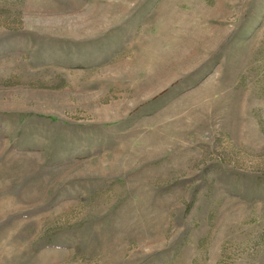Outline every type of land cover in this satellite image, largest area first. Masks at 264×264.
Segmentation results:
<instances>
[{"label": "rangeland", "instance_id": "obj_1", "mask_svg": "<svg viewBox=\"0 0 264 264\" xmlns=\"http://www.w3.org/2000/svg\"><path fill=\"white\" fill-rule=\"evenodd\" d=\"M0 264H264V0H0Z\"/></svg>", "mask_w": 264, "mask_h": 264}]
</instances>
